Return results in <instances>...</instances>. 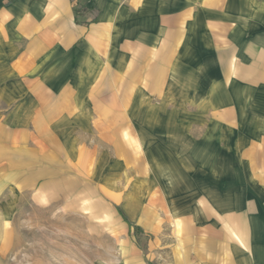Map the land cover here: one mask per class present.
<instances>
[{
  "label": "crops",
  "instance_id": "crops-1",
  "mask_svg": "<svg viewBox=\"0 0 264 264\" xmlns=\"http://www.w3.org/2000/svg\"><path fill=\"white\" fill-rule=\"evenodd\" d=\"M0 186L113 219L97 264H264V0H0Z\"/></svg>",
  "mask_w": 264,
  "mask_h": 264
},
{
  "label": "rangeland",
  "instance_id": "rangeland-1",
  "mask_svg": "<svg viewBox=\"0 0 264 264\" xmlns=\"http://www.w3.org/2000/svg\"><path fill=\"white\" fill-rule=\"evenodd\" d=\"M32 190L0 192V264H97L111 256L120 237L113 219L91 217L90 203Z\"/></svg>",
  "mask_w": 264,
  "mask_h": 264
}]
</instances>
